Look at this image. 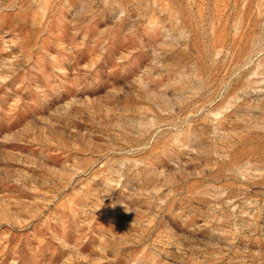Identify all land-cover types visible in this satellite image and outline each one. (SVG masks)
<instances>
[{"label":"rangeland","instance_id":"374dc122","mask_svg":"<svg viewBox=\"0 0 264 264\" xmlns=\"http://www.w3.org/2000/svg\"><path fill=\"white\" fill-rule=\"evenodd\" d=\"M0 264H264V0H0Z\"/></svg>","mask_w":264,"mask_h":264}]
</instances>
